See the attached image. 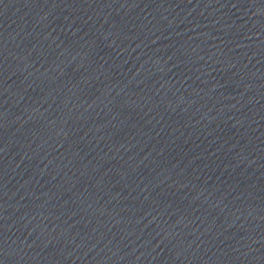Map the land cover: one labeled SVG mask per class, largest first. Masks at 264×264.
<instances>
[{"label":"water","instance_id":"1","mask_svg":"<svg viewBox=\"0 0 264 264\" xmlns=\"http://www.w3.org/2000/svg\"><path fill=\"white\" fill-rule=\"evenodd\" d=\"M0 264H264V0H0Z\"/></svg>","mask_w":264,"mask_h":264}]
</instances>
